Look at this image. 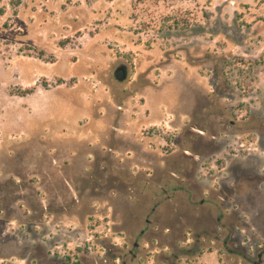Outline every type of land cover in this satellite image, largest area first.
Segmentation results:
<instances>
[{"label":"rangeland","instance_id":"1","mask_svg":"<svg viewBox=\"0 0 264 264\" xmlns=\"http://www.w3.org/2000/svg\"><path fill=\"white\" fill-rule=\"evenodd\" d=\"M133 135L163 139L164 187L201 153L173 209L117 163ZM225 179L235 200L210 205ZM2 190L3 264L39 239L54 264H264V0H0Z\"/></svg>","mask_w":264,"mask_h":264},{"label":"crops","instance_id":"2","mask_svg":"<svg viewBox=\"0 0 264 264\" xmlns=\"http://www.w3.org/2000/svg\"><path fill=\"white\" fill-rule=\"evenodd\" d=\"M145 123H147V122H145ZM150 124H152V122H150ZM133 125L137 126V122H133L130 124V126L132 128H134ZM117 128L119 129L120 127H117ZM119 130H121V129H119ZM131 138L134 139L133 141L136 142V143L134 142V144H136L138 146L141 153L139 155H137L135 150H133L132 153H134L135 156L130 154L127 157H124V158L122 157L121 161L118 160V158H117V163L119 162V166L120 165L123 166L125 163L130 162L129 166H131V168L129 169V171H130L129 173H132L133 175H138V174L142 175L143 180H144V184L137 186L138 188L137 187L136 188H137L138 193H140L144 196L143 198L146 202H148V205L159 200L160 202L166 203V205H162L160 207L161 209H165V208L167 209L168 207L173 209L172 207L175 206L176 202H177V196L182 195V193L184 194V192L183 191L175 192L170 186H166V188H165L164 186H162L164 184H162V182H159V181H158L159 183H157V184H154V182H153L155 180V179L153 180V177L155 178V176H158V174H156V170H157L156 168L158 167V164H157V161L155 158L158 157L160 159L161 158L160 155L163 154V152H162L163 139H154L153 140L154 145L151 147V149H147V144H146L144 137H142V139L140 140L139 137L133 135V136H131ZM130 151H132V149H130ZM148 153H149V155H148ZM113 159H115V158H113ZM162 172H164V171H162ZM134 191L135 190H134L133 186H128L127 189L123 190V192L125 194L124 198L128 202L131 201V199H132L131 194ZM117 199H118V196L116 198V195L114 196V194H113L111 200H109V199L103 200V201H100V203H105L106 206L113 209L116 207L115 201ZM234 200L235 199L233 198L232 201H234ZM235 205L236 206H235L234 210L239 213V217L240 218L242 217L241 219H243L244 217H247V219H245V223L250 224L251 229H255L256 227H259V224H258V226H256L252 222L249 223L248 218L253 215L252 213H248L247 211H245L246 209H243V205H241V204L239 205V204H237V202L235 203ZM42 206H43V208L47 207V203L42 202ZM12 220H15V218ZM263 226L264 225H261L260 228L262 229ZM116 228H121V229L123 228V230H126L124 224L122 226H116ZM168 228L169 227H167V230H169ZM256 234L258 235L259 233H256ZM42 245L45 248L43 254L46 257H51L54 254V251H52L47 246V243L43 240H42ZM27 253L29 254V256L34 257V255H32L29 251ZM11 257H14L15 260H10L9 262H7L5 264H25L23 262L26 259L25 255H21V256L11 255ZM1 258H8V257L1 255L0 259ZM0 264H3V262ZM26 264H31V263L26 262Z\"/></svg>","mask_w":264,"mask_h":264},{"label":"flooded vegetation","instance_id":"3","mask_svg":"<svg viewBox=\"0 0 264 264\" xmlns=\"http://www.w3.org/2000/svg\"><path fill=\"white\" fill-rule=\"evenodd\" d=\"M128 69V68H127ZM203 135L200 134L199 136H197L196 138L193 139V142L192 144L193 145H200V144H203V145H206L207 142H204L203 141ZM203 141V142H202ZM201 153L200 152H196V155L194 157V159L192 158L191 160H187L185 163H183L181 165L182 169L183 170H186V174L184 176V178L180 177L179 174L175 173L174 171H171V173L174 175V181L176 183H172L168 186H170L175 192H180V191H185V189H183L182 187L184 188H187V186L189 185V176L187 175V172H190V171H193L195 170L193 166H196V162L199 161V157H200ZM191 162V163H190ZM226 176H224L225 178ZM179 182V183H178ZM183 185V186H182ZM192 186V184H190ZM166 188V187H165ZM231 188L230 184H229V181H227L226 179L224 181H221V186H220V192L221 194H218L217 196H215L214 194V191L208 189V191L206 192V199L208 201V203L212 206H215L216 205V200L215 199H221L220 200V205H224L227 203V201H230L232 202L233 200V196L230 195V191L229 189ZM1 193L3 194V190L2 192L0 191V197L2 198L1 196ZM182 197V196H181ZM228 198V199H227ZM180 199V197H179ZM159 201V200H157ZM156 201V202H157ZM155 203V202H154ZM46 209V207L44 208ZM36 223H35V222ZM148 221V220H147ZM41 222V223H40ZM35 223V224H34ZM46 219H44L43 217H37V218H28L26 220V223H24L23 225H27V229L29 232H32V233H38V232H41L42 230L46 229ZM141 235L144 234V230H141L139 232ZM43 236H45L43 234ZM217 238V236H216ZM41 239H39L38 242H35L34 244H31L29 245L28 247V251L34 255V258L32 260V264H35L38 260L36 259L38 257L39 259V262L41 264H54L53 263V260H50V261H46L44 259V257H46L43 253H44V246L42 245V240L40 241ZM44 241V240H43ZM132 245H133V248H131L129 250V253L132 254L133 256V259H137L138 255L135 253L134 249H136L137 247L140 246V243L139 242H136V241H133L132 242ZM43 250V251H42ZM55 254V252H54ZM68 261H64L62 264H67ZM123 264H126V261H123Z\"/></svg>","mask_w":264,"mask_h":264},{"label":"water","instance_id":"4","mask_svg":"<svg viewBox=\"0 0 264 264\" xmlns=\"http://www.w3.org/2000/svg\"><path fill=\"white\" fill-rule=\"evenodd\" d=\"M114 76L118 81L122 82V81L126 80V78L128 76L127 67L124 65L117 67L116 70L114 71Z\"/></svg>","mask_w":264,"mask_h":264},{"label":"trees","instance_id":"5","mask_svg":"<svg viewBox=\"0 0 264 264\" xmlns=\"http://www.w3.org/2000/svg\"><path fill=\"white\" fill-rule=\"evenodd\" d=\"M25 93H26V94L31 93V90H27V91H25Z\"/></svg>","mask_w":264,"mask_h":264}]
</instances>
